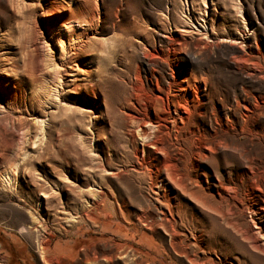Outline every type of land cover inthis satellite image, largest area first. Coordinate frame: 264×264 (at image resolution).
Returning a JSON list of instances; mask_svg holds the SVG:
<instances>
[{
  "label": "rangeland",
  "instance_id": "obj_1",
  "mask_svg": "<svg viewBox=\"0 0 264 264\" xmlns=\"http://www.w3.org/2000/svg\"><path fill=\"white\" fill-rule=\"evenodd\" d=\"M244 67L264 0H0V264H264Z\"/></svg>",
  "mask_w": 264,
  "mask_h": 264
},
{
  "label": "bare ground",
  "instance_id": "obj_2",
  "mask_svg": "<svg viewBox=\"0 0 264 264\" xmlns=\"http://www.w3.org/2000/svg\"><path fill=\"white\" fill-rule=\"evenodd\" d=\"M199 26V28H202V29H204V27H202L201 25H198ZM237 71V73H238V75H239V80L241 81V82H243V83H247L248 85H251V86H256L257 87V89H262V90H264V74H257V73H254V72H250V71H247V69L244 67L243 69H241V70H236ZM261 73V72H260ZM34 80H36V79H34ZM20 83V82H19ZM246 85V84H245ZM16 88V87H15ZM251 89V88H250ZM15 92V91H14ZM242 94H243V96H245V98H247V101H248V107L246 108L244 105H242V107L244 108V110H245V117L246 118H249L251 115L253 116V113L255 112V110H256V108H257V110H258V112H260V115H263L264 116V103H263V100H262V94H256V93H253V92H249V91H247L246 89H244V88H242ZM259 97V99L261 98V100H262V103H263V105L260 107L261 109H258L259 108V106H260V104L257 102V98ZM37 98L38 97H32V98H30L29 100H27V103H25V111L27 112H31L32 111V109H31V107H32V104L34 103V102H36L37 101ZM39 99V98H38ZM255 108V109H254ZM242 114V113H241ZM240 116V115H239ZM241 117V116H240ZM243 118V117H242ZM238 121V120H237ZM239 123H240V121H239ZM243 123V122H242ZM237 125V124H236ZM238 126H239V124H238ZM240 126H241V124H240ZM245 127H247V126H245ZM244 126H241V130L242 129H244L245 128ZM17 130H22V128L20 127V125H18V128H17ZM245 130H247V132H250V130L249 129H245ZM238 139H240L241 140V143L243 142V144H245L246 146H248V147H252V145H253V141H251L250 139H248L247 137H246V135H239L238 136ZM66 146V145H65ZM64 146V147H65ZM59 147V146H58ZM59 149H60V147H59ZM65 150L66 151H71L70 150V148L68 147V146H66L65 147ZM71 152H74V154H76V151H71ZM241 152H242V149H241ZM56 154H57V158H58V160H60L61 162H63V164L64 163H69V158H70V156L69 155H67V154H69V153H62L60 150H57L56 151ZM78 156V155H77ZM241 156L243 157V153H241ZM70 159H72V160H74L76 163L77 162H81V160H80V157H77L76 159L75 158H70ZM60 161L59 162H56V163H58V166H62V164L60 163ZM110 162H111V158H110V156H106L103 160H102V162L101 163H99L97 166L98 167H106V166H108L109 164H110ZM94 173L92 172V174H89V173H84L83 175H84V179H82V183H84V182H86V181H88V179H89V177L91 176V175H93ZM75 189V188H74ZM72 192H73V190H72ZM73 194V193H72ZM75 194H77V193H75ZM75 197V196H74ZM96 199H99L100 197L99 196H97V197H95ZM79 199V198H78ZM95 204V203H94ZM70 205V204H69ZM69 205H68V207H69ZM39 206V205H38ZM99 206V205H98ZM105 207V206H104ZM94 208V207H93ZM86 210H87V208H86ZM37 253H38V258H39V260L43 263V264H50V262L53 260L52 259V256H51V254H50V252H49V249H48V247L47 246H44V245H42V244H40V243H38V245H37Z\"/></svg>",
  "mask_w": 264,
  "mask_h": 264
},
{
  "label": "trees",
  "instance_id": "obj_3",
  "mask_svg": "<svg viewBox=\"0 0 264 264\" xmlns=\"http://www.w3.org/2000/svg\"><path fill=\"white\" fill-rule=\"evenodd\" d=\"M0 235H2L1 233H0ZM92 235V234H91ZM92 236H94V235H92ZM80 246H77L76 244H74L73 246H71V247H69L67 250H61V251H59V250H56V251H58V253H66V254H68V255H70V256H74L75 255V252H76V250L79 248Z\"/></svg>",
  "mask_w": 264,
  "mask_h": 264
}]
</instances>
